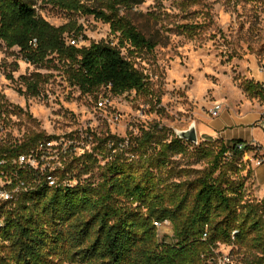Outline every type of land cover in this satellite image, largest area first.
Wrapping results in <instances>:
<instances>
[{"label": "trees", "instance_id": "1", "mask_svg": "<svg viewBox=\"0 0 264 264\" xmlns=\"http://www.w3.org/2000/svg\"><path fill=\"white\" fill-rule=\"evenodd\" d=\"M39 1L108 23L118 43L70 44L68 39L83 34L77 21L56 26L38 13L37 0H0V40L7 47L19 48L36 67L61 68L84 95L103 87L114 95L149 90L147 75L122 52L126 46L156 47L121 13L142 0ZM21 79L30 96L40 95L49 81L39 71ZM246 92L264 98L259 83H250ZM5 112L0 105V121ZM167 131L156 126L125 139L88 128L73 133L66 150L49 148L57 138L42 132L11 144L0 137V172L13 178V187L25 183L15 202L0 200V264H215L219 245L233 246L240 255L227 264H264V197L248 200L239 180L251 148L240 150V139H216L214 147L198 152L208 166L186 184L161 174L191 144L174 133L170 139ZM83 141L93 151L77 155ZM20 155H32L38 167L15 163ZM98 167L102 175H93ZM165 222L173 228L171 241L158 236V223Z\"/></svg>", "mask_w": 264, "mask_h": 264}, {"label": "rangeland", "instance_id": "2", "mask_svg": "<svg viewBox=\"0 0 264 264\" xmlns=\"http://www.w3.org/2000/svg\"><path fill=\"white\" fill-rule=\"evenodd\" d=\"M36 9L56 26L77 21L83 29L79 46L92 41L118 43L110 25L94 16L69 13L39 0ZM121 13L156 44L153 51L122 48L147 75L149 90L114 95L103 87L93 95L81 94L61 68L36 67L24 60L19 48H9L0 40V105L6 110L0 121V137L4 142H21L29 133L42 132L57 138L50 145L66 150L70 136L88 128L105 137L128 139L158 126L167 129L171 139L177 129L185 130L196 123L199 142L191 143L185 154L174 155L161 172L177 181L187 180V184L208 166L198 152L217 144L218 123L225 124L224 137L253 141L257 108L264 106V98L259 92L250 96L246 87L250 83L264 85L259 81L264 72V0H142ZM35 71L48 75L49 81L40 95L30 96L21 76ZM100 100L106 101L104 107L98 105ZM217 104L222 105L218 115H226L223 120L212 113ZM257 131L260 136L264 133L261 127ZM92 148L91 142L83 141L76 148L77 155L92 152ZM109 154L104 151V156ZM106 161L101 159L100 165ZM255 165L254 159L244 155L239 180L248 200H261L264 192V172L257 175L261 186L253 172L248 175ZM102 173L98 167L93 175ZM6 181L0 178V186L5 187ZM158 236L161 241H171V223L159 225ZM232 249L219 245L215 264L235 261L240 255Z\"/></svg>", "mask_w": 264, "mask_h": 264}, {"label": "built area", "instance_id": "3", "mask_svg": "<svg viewBox=\"0 0 264 264\" xmlns=\"http://www.w3.org/2000/svg\"><path fill=\"white\" fill-rule=\"evenodd\" d=\"M68 42L70 44L73 45H77L79 46V40L78 39H68ZM105 100V99H103ZM100 100L98 105L100 107H104L106 105V101ZM222 105L221 104H217L215 106V109L212 110V113L214 115H218V112L221 110ZM257 125L260 126L261 128L264 129V109L261 111L260 113V119L257 122ZM52 142H49L47 145L49 148H52L54 146L50 145ZM246 146H249L251 149L247 150L245 152V156L248 159H252L249 155L250 153H253V156L255 157V163L256 165H261L264 162V158L259 155L260 149L259 147L254 143H239L238 144V148L240 150H245ZM32 160H34L35 162H37V160L32 157V155H20L19 159H15L14 162L18 163L19 165H24V164H29L33 167H38V164L36 165L35 163L31 162ZM5 163V160H1L0 164L3 165ZM38 163V162H37ZM7 178V183L5 185V187H1L0 186V200L2 201H11V202H15L18 198L19 192L21 190V188L24 186V181H19L17 183V185L15 187H13V178L9 177L5 172H0V178ZM54 181L51 182V184H53ZM162 225L161 223H158V226ZM4 226V217L0 218V227ZM229 262V259H227Z\"/></svg>", "mask_w": 264, "mask_h": 264}, {"label": "crops", "instance_id": "4", "mask_svg": "<svg viewBox=\"0 0 264 264\" xmlns=\"http://www.w3.org/2000/svg\"><path fill=\"white\" fill-rule=\"evenodd\" d=\"M261 78H259V81H261V82H263L264 83V78L262 77V75L264 76V72L262 71L261 73ZM264 86V85H263ZM264 109V106H261V104H259L258 105V108H257V113H258V117L254 120V122H258V120L260 119V112L262 111ZM226 115H218L217 117H218V119L220 118L221 120H223V118L225 117ZM242 118V117H241ZM241 118H237V119H240L239 121H241L242 119ZM222 122V121H221ZM220 123H218V129H219V138L220 139H223L224 141H231V140H236V139H240V140H243V141H245V139H243V138H233V137H231V136H229V137H224V131H222V129H223V126L225 125V124H223V125H219ZM254 128H252V138H253V141L251 140V142H254L258 147H259V149H260V154H261V156L264 158V133H263V135H261L260 136V133L257 131V128L259 129L260 128V126H258V125H256V126H253ZM263 129V128H262ZM247 141V140H246ZM251 142H249V143H251ZM252 159H254L253 157V153H250V155H249ZM261 171H263L264 172V162L261 164V165H255V166H253V173H254V177H255V181H256V183L259 185V186H261L260 185V180H259V178H258V176L257 175H259L260 173H261ZM264 197V192H262V198Z\"/></svg>", "mask_w": 264, "mask_h": 264}, {"label": "water", "instance_id": "5", "mask_svg": "<svg viewBox=\"0 0 264 264\" xmlns=\"http://www.w3.org/2000/svg\"><path fill=\"white\" fill-rule=\"evenodd\" d=\"M176 135L184 139L190 143L197 144L199 142V136H198V129L196 123H192V125L185 130H176Z\"/></svg>", "mask_w": 264, "mask_h": 264}]
</instances>
